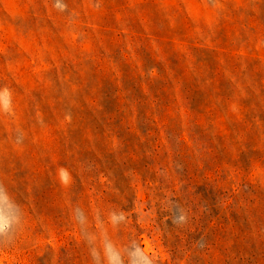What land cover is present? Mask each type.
<instances>
[{
	"label": "rangeland",
	"instance_id": "rangeland-1",
	"mask_svg": "<svg viewBox=\"0 0 264 264\" xmlns=\"http://www.w3.org/2000/svg\"><path fill=\"white\" fill-rule=\"evenodd\" d=\"M0 264H264V0H0Z\"/></svg>",
	"mask_w": 264,
	"mask_h": 264
},
{
	"label": "clouds",
	"instance_id": "clouds-1",
	"mask_svg": "<svg viewBox=\"0 0 264 264\" xmlns=\"http://www.w3.org/2000/svg\"><path fill=\"white\" fill-rule=\"evenodd\" d=\"M11 224V220L7 217L0 218V232L5 231Z\"/></svg>",
	"mask_w": 264,
	"mask_h": 264
}]
</instances>
